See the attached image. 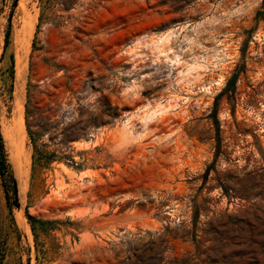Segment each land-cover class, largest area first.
<instances>
[{
    "label": "rangeland",
    "instance_id": "1",
    "mask_svg": "<svg viewBox=\"0 0 264 264\" xmlns=\"http://www.w3.org/2000/svg\"><path fill=\"white\" fill-rule=\"evenodd\" d=\"M0 134V264H264V0H0Z\"/></svg>",
    "mask_w": 264,
    "mask_h": 264
},
{
    "label": "bare ground",
    "instance_id": "2",
    "mask_svg": "<svg viewBox=\"0 0 264 264\" xmlns=\"http://www.w3.org/2000/svg\"><path fill=\"white\" fill-rule=\"evenodd\" d=\"M28 51V50H27ZM24 52V51H23ZM19 53V52H18ZM25 53V52H24ZM22 54H20V57L18 58V57H16V58H18L17 60H18V74L20 75L21 74V72H22V67H23V62L22 61H24L23 60V56H21ZM24 55V54H23ZM27 57V56H26ZM27 59V58H26ZM26 61V60H25ZM27 62H25V64H26ZM17 64V63H16ZM26 66V68H27V65H25ZM23 71H25V70H23ZM24 74V73H23ZM17 76V75H16ZM21 76H23V75H21ZM22 78V77H21ZM23 82V81H22ZM22 92V91H21ZM18 194V193H17ZM19 196V195H18Z\"/></svg>",
    "mask_w": 264,
    "mask_h": 264
},
{
    "label": "trees",
    "instance_id": "3",
    "mask_svg": "<svg viewBox=\"0 0 264 264\" xmlns=\"http://www.w3.org/2000/svg\"><path fill=\"white\" fill-rule=\"evenodd\" d=\"M0 142H2V136H1V134H0Z\"/></svg>",
    "mask_w": 264,
    "mask_h": 264
}]
</instances>
